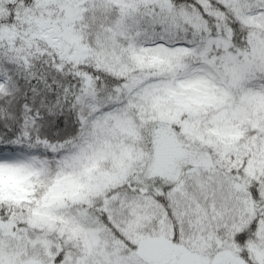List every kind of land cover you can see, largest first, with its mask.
Here are the masks:
<instances>
[{
    "label": "snow or ice",
    "instance_id": "obj_1",
    "mask_svg": "<svg viewBox=\"0 0 264 264\" xmlns=\"http://www.w3.org/2000/svg\"><path fill=\"white\" fill-rule=\"evenodd\" d=\"M0 264H264V0H0Z\"/></svg>",
    "mask_w": 264,
    "mask_h": 264
}]
</instances>
